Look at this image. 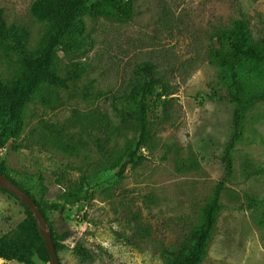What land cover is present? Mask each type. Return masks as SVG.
I'll return each instance as SVG.
<instances>
[{
	"label": "rangeland",
	"instance_id": "obj_1",
	"mask_svg": "<svg viewBox=\"0 0 264 264\" xmlns=\"http://www.w3.org/2000/svg\"><path fill=\"white\" fill-rule=\"evenodd\" d=\"M33 1L0 0L3 21L14 28L0 35L4 83L22 66L19 44L33 54L48 30L32 13ZM236 19L245 21L261 51L264 0H134L130 21L85 15V46L57 51L58 75L79 74L67 88L41 86L19 135L0 147V168L34 198L57 233H70L58 243L61 264H166L165 250L177 251L201 224L224 176L221 157L234 109L220 99L232 74L215 52L218 36ZM144 64L164 97L151 111L143 159L125 166ZM246 71L243 89H264L263 72ZM44 124L63 132L51 134ZM231 159L199 264H264V102L243 116ZM65 191L83 198L62 213L50 211ZM33 233L24 207L0 193V239L29 244L35 264H50L32 245ZM79 249L86 259L74 254Z\"/></svg>",
	"mask_w": 264,
	"mask_h": 264
},
{
	"label": "trees",
	"instance_id": "obj_2",
	"mask_svg": "<svg viewBox=\"0 0 264 264\" xmlns=\"http://www.w3.org/2000/svg\"><path fill=\"white\" fill-rule=\"evenodd\" d=\"M133 3L134 0L33 1L31 5L32 13L46 21L48 30L40 46L33 54L25 52L23 45L19 44V49L22 51V66L19 72L10 82L0 81V147L5 145L8 137L19 135L24 127L26 106L34 101L43 84L56 88H67V83L77 78L79 73H68L65 77L58 75L54 60L59 50L70 53L79 51L85 46V38L83 37L85 29L84 16H104L127 22L133 17ZM2 16L3 14L0 11V35L6 36L14 28H7ZM260 45L261 51H258L256 45L252 44L247 35L243 19H236L228 33L224 32L218 36L219 49L215 52V56L222 66L227 67L232 74V80L226 86L224 95L220 99L227 100L234 105L230 122L231 135H229L223 146L221 157L224 176L214 191L212 200L204 207L201 224L190 233L177 251L168 252L165 250L167 252L165 254L166 264H199L207 252V245L210 243L215 225V215L219 209V197L232 173L231 153L241 135L242 118L249 109L258 103L264 102V89L249 94L243 89L241 81L244 73L248 72L246 67H251L259 74L263 72L262 76H264V39L261 40ZM141 72L144 77L135 93V132L123 153L125 166H135L143 159L139 154V150L145 144L148 136L151 111L157 107L160 99L164 97L162 91L158 92L161 88V82L151 74L149 64H144L141 67ZM41 101L46 103V98L42 96ZM44 128L51 134L63 132V129H58L52 124H44ZM67 148L72 150L70 146ZM0 174L11 179L4 166L0 168ZM11 180L16 184V181ZM0 193L14 199L24 207L6 191L0 189ZM31 198L34 199L32 196ZM82 198V195L77 191H65L59 195L58 202L51 203L48 209L52 212L62 213L66 206L73 205L81 201ZM37 206L42 212L41 206L39 204ZM24 209L28 219L34 225L32 245L37 247L43 259L50 262L37 226L29 211L25 207ZM49 227L55 251L58 253V243L68 239L70 233L59 234L52 225H49ZM74 254L82 259L87 258V253L82 249L77 250ZM0 259L13 260L18 264H35L32 261L29 244L22 243L17 239H0Z\"/></svg>",
	"mask_w": 264,
	"mask_h": 264
},
{
	"label": "water",
	"instance_id": "obj_3",
	"mask_svg": "<svg viewBox=\"0 0 264 264\" xmlns=\"http://www.w3.org/2000/svg\"><path fill=\"white\" fill-rule=\"evenodd\" d=\"M0 189L14 196L31 214L51 264H61L55 251L50 227L34 199L11 179L0 174Z\"/></svg>",
	"mask_w": 264,
	"mask_h": 264
}]
</instances>
